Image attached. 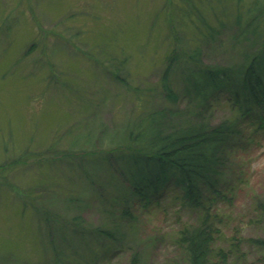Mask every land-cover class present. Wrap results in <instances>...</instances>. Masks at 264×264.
<instances>
[{"label": "rangeland", "instance_id": "obj_1", "mask_svg": "<svg viewBox=\"0 0 264 264\" xmlns=\"http://www.w3.org/2000/svg\"><path fill=\"white\" fill-rule=\"evenodd\" d=\"M250 2L0 0V264H55L38 217L44 209L82 223V240L61 243L79 260L95 251L100 264L107 246L110 264H129L134 253L142 264H184L175 236L195 216L170 195L135 208L123 245L100 238L95 229L108 225L119 190L102 158L127 143L144 105L163 100L174 49H199L205 65L240 60L246 43L233 20ZM198 14L207 26L190 23ZM169 78L179 93L181 78ZM245 134L235 162L244 180L233 179L231 200L218 206L225 248L234 235H264V130L252 123ZM242 248L251 261L264 258L250 243Z\"/></svg>", "mask_w": 264, "mask_h": 264}, {"label": "trees", "instance_id": "obj_2", "mask_svg": "<svg viewBox=\"0 0 264 264\" xmlns=\"http://www.w3.org/2000/svg\"><path fill=\"white\" fill-rule=\"evenodd\" d=\"M248 5L242 10L238 7L233 20L237 24L235 37L246 43L240 60L205 65L199 49H174L161 77L163 100L157 106L144 105L127 130V143L100 157L119 190L107 204L108 225L95 231L109 243L116 241L115 248L124 244L122 228L132 226L136 207L159 204V197L170 195L195 216L175 236L184 264H264V258L259 263L251 261L242 248L250 243L264 256V235H234L226 248L222 246L221 241L227 239L218 208L221 201L231 200L232 180H244L235 162L238 149L251 139L245 134L246 126L255 123L264 130V0H251ZM200 17L189 21L207 26ZM171 72L181 78L179 93L170 84ZM220 110L229 114L218 120L215 113ZM2 169L0 166V173ZM257 206L264 228V205L258 201ZM38 212L55 264L96 263L99 256L95 251L86 262L61 245L70 243L71 238L82 240L81 222L69 223L50 210ZM106 249L100 250V264H110ZM129 264H142L140 256L134 253Z\"/></svg>", "mask_w": 264, "mask_h": 264}]
</instances>
